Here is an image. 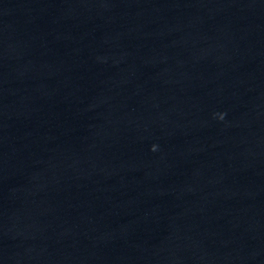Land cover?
Returning <instances> with one entry per match:
<instances>
[{
	"label": "water",
	"instance_id": "95a60500",
	"mask_svg": "<svg viewBox=\"0 0 264 264\" xmlns=\"http://www.w3.org/2000/svg\"><path fill=\"white\" fill-rule=\"evenodd\" d=\"M0 264H264V0H0Z\"/></svg>",
	"mask_w": 264,
	"mask_h": 264
},
{
	"label": "clouds",
	"instance_id": "9594fccd",
	"mask_svg": "<svg viewBox=\"0 0 264 264\" xmlns=\"http://www.w3.org/2000/svg\"><path fill=\"white\" fill-rule=\"evenodd\" d=\"M221 120H223L224 119V116L223 115H221L220 117H219ZM153 151H155L156 149H155V147H153V149H152Z\"/></svg>",
	"mask_w": 264,
	"mask_h": 264
}]
</instances>
